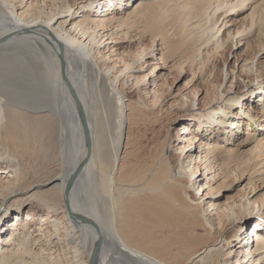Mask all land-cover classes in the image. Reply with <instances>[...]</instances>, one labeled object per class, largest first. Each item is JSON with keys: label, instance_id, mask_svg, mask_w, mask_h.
<instances>
[{"label": "bare ground", "instance_id": "6f19581e", "mask_svg": "<svg viewBox=\"0 0 264 264\" xmlns=\"http://www.w3.org/2000/svg\"><path fill=\"white\" fill-rule=\"evenodd\" d=\"M129 1L100 7L101 0H0V264H90L96 247L95 264H231L239 252L231 246L241 242L238 221L254 204L258 211L264 205V194L251 202L239 192L226 204L196 197L219 191L220 184L204 188L210 181L232 183L264 161V132L247 129L234 141L240 126L228 117L242 97L227 95L236 82L221 91L218 85L210 96L206 89L196 106L180 98L165 107L173 88L161 72L183 71L185 59L171 61L176 46L201 41L193 52L202 48L214 56L230 41L246 43L244 81L264 84V0H133L125 7ZM244 9L250 11L239 28L222 30L224 14ZM251 37L253 47L244 41ZM134 42V50H122ZM189 57L192 68L197 60ZM130 86L139 87L136 100L125 94ZM198 91L192 88V96ZM76 100L89 130L88 150ZM176 101L184 112H201L189 113L177 129V156L165 155L167 127L130 179L137 185L117 183L127 128L150 115L159 121ZM261 110L251 118L264 129ZM200 167L202 178L193 182ZM247 183L254 185L250 176ZM9 214L15 222L5 221ZM235 223L234 245L224 233ZM250 237L252 247L235 264H264V232L255 226Z\"/></svg>", "mask_w": 264, "mask_h": 264}, {"label": "rangeland", "instance_id": "374dc122", "mask_svg": "<svg viewBox=\"0 0 264 264\" xmlns=\"http://www.w3.org/2000/svg\"><path fill=\"white\" fill-rule=\"evenodd\" d=\"M109 1V0H101L100 3V7L103 5V2ZM133 0H130L129 5H125V7H130V4L132 3ZM110 3L111 2H107ZM123 7V8H125ZM119 10H122L120 7H118ZM250 11V9H244L243 11L240 12H229L227 13L225 16L223 15L222 18H220L218 24L222 21V19H224V21H226L225 26H222V30H224V28H228V30L230 29L232 30H236L237 28H239L242 25V18ZM237 13V14H236ZM233 18L237 19L236 21H233ZM232 22V23H231ZM240 24V25H239ZM227 30V29H226ZM255 34V33H251L250 35ZM254 36V35H252ZM253 37L251 38H247V39H243L245 42H249V46L253 47L254 42L251 40ZM235 40V39H234ZM242 40V41H243ZM195 41V40H194ZM193 43H197V44H192V42H190V45L184 44L181 46H176L174 48H172L173 50V56L171 58V61H175L176 59L183 61V59H185L183 62L185 64H183V71L181 73H178L177 69L174 68H169L168 70L164 69L161 70L162 74H163V79L166 81L167 84H171L172 83V88H173V95L171 97L168 98V101L165 104V107L173 102L176 99H184L185 104L186 101L189 102L190 98H192V103L195 104V106L200 102V104L202 103V100L204 98V95L206 93V89L207 91H209V95L210 94H214L217 92V88L218 85H220L219 89L220 91L222 89H224L225 87H229V85L231 83L234 84V82H236V88L233 86L232 88L229 89L228 91V95L227 97L233 96L235 94L240 95L242 98H240V100L236 101L237 103L235 105H233V114L230 115L228 117V119H230V121L232 122H237L239 124V130L237 129L236 131V135L234 138V141L238 140L239 142L241 140H243L246 137L245 134V130L247 129H253L255 128L257 133H262L264 132V129H262V125L261 122H255V120H252V115H256L258 114V109L260 110V112L262 111L261 109H264V84L263 82H261L260 80L257 79H250L247 78L246 81H244V72H241V68L240 66L244 63V56H245V45L242 46H236L235 42H230V41H226V43H224L223 47L224 48H220L218 49V51L214 54V56H210L209 54H206L204 49H200V53L198 52H193L194 50V46L196 47L197 45H199L201 43V41H195ZM138 44V43H137ZM137 44L134 43H123V46L121 47L122 50H134L137 47ZM148 43L145 42H141L139 45L140 46H144L147 45ZM156 44V42L154 43ZM227 44V45H226ZM252 45V46H251ZM249 47V48H250ZM209 48V47H208ZM190 50V51H189ZM264 50V49H263ZM262 50V51H263ZM186 51V52H185ZM154 52L157 53V55L159 54V52L156 50V45L154 47ZM189 52H191L189 54ZM196 53V54H195ZM124 54V53H123ZM169 54V53H167ZM195 55V56H194ZM201 58V62L204 63L203 65V73L200 74L198 67H199V57ZM186 56V57H185ZM189 56H193V59L197 60V64L192 67L189 68L187 66V60H189ZM198 59H197V58ZM192 58V57H191ZM207 58V59H206ZM187 59V60H186ZM203 59V60H202ZM206 59V60H205ZM149 60H155L152 57H149ZM156 61V60H155ZM259 66H261V72L264 73V54L262 56H260L259 58ZM172 63V62H170ZM146 68V67H144ZM195 68H197L195 70ZM146 70L144 69L143 72H145ZM142 72V73H143ZM140 73V74H142ZM242 74V75H240ZM200 75V78H199ZM165 76V77H164ZM163 79H158L156 78L157 82L162 81ZM196 87L199 91L198 94L196 95V97H193L191 94V90L192 88ZM162 88H165V86H163ZM263 88V89H262ZM139 87L137 88L136 86H130L125 88V94L128 98H131L133 100H136L139 96V91H138ZM226 90V89H224ZM178 92V93H177ZM180 93H187L188 96L186 97H181L178 95V97H176V94ZM236 92V93H234ZM175 95V96H174ZM188 98V99H187ZM262 98V99H261ZM242 99V101H241ZM222 100V99H221ZM219 101V105H224L225 100ZM206 101V99H205ZM216 101V100H215ZM177 102L176 101L175 105L169 110L167 111V116H163L161 117V119L159 118V121H153L152 115L149 116V119L143 118V119H139L137 120L136 124H131L128 128H127V133H126V139H125V148L123 149V159L121 161V169L119 170L118 174H114V176L116 175L117 178V183H121L124 184V187H134L137 182H133L132 178L134 177L133 175H135V172L137 171V169H139V165L141 163H143L144 159H149L154 152L157 150V148L160 146L161 141L163 140L164 135L166 134V130L167 127H170V134L168 137L169 138V143L165 146L166 148L164 149L165 155L166 156H172L175 157L177 156L176 154L177 151L175 150L176 146L182 142H178V140H176V131L177 129H179L182 125V123L185 120V118H188V114L189 113H194V114H200V110L198 108H195V110H188L186 112H184L183 110H180V108H178L177 106ZM261 108V109H260ZM203 112H208V110H205ZM263 112V111H262ZM165 115V113L163 114ZM264 117V116H263ZM204 118V117H203ZM148 120V121H147ZM236 120V121H235ZM191 121V120H190ZM193 124V122H190ZM260 123V124H258ZM224 126H229V125H224ZM261 127V128H260ZM205 130H207V127H203ZM226 128V127H225ZM261 129V130H260ZM206 132V131H205ZM209 132H207L206 134H208ZM225 137V133H223L222 138ZM258 138V137H254L252 140H250L249 142L243 143V146L240 148V151H242V149H247L249 147H251V145L254 144V140ZM235 141V142H236ZM252 142V143H251ZM250 145V146H249ZM126 149V150H125ZM186 151V150H185ZM184 151V152H185ZM183 152V154H184ZM174 154V155H173ZM263 158H261V162L262 164H259L256 166V168H254V170H257L255 172H250L251 175H245L243 176L241 179L236 180L232 183H229L231 180H227V181H223V179L221 177L216 178L213 181H210L209 184H206L204 186V188H206L207 186L214 187L216 185H221L219 188V191H216L212 189V193H210V195H204L205 192L201 195V193L197 194L196 197H202L205 198L204 200H208V199H212L214 201H216L217 203L220 204H226L228 201L236 198L235 200H237L236 194L237 193H245L244 198H249L250 201H254L256 199H260V197L262 196V194H264V182L261 181L260 179V174H264V170H260V169H264V161L262 160ZM263 165V166H262ZM261 167V168H260ZM201 169L198 171V173H196V175L192 178V180L196 177L198 178H202V167H200ZM201 171V172H200ZM251 177V182L254 185L248 184V177ZM132 179V180H130ZM196 179V180H197ZM132 181V182H131ZM204 180H202L201 182H203ZM194 182V180H193ZM200 183V181H199ZM228 183V185H227ZM226 184V185H225ZM133 185V186H132ZM137 185V184H136ZM255 186V187H254ZM210 191V189H209ZM243 191V192H241ZM196 192H198V189L194 188L191 190V194H196ZM29 207H34V204L29 203V205H27ZM250 206V204H249ZM262 208H264V205L262 206ZM259 209L260 211H258V207H257V203L254 204V211L251 212V214L247 215L246 218L242 219V221H238L239 224L241 223V229H240V245H237L236 247L231 246L233 249L239 250V252H237V254L234 253V255L231 256V264H235L236 259L243 257L248 248L252 247V239L250 237L251 231L255 226L260 227V230L264 232V220H260L258 219V213L262 214V210L263 209ZM39 211V210H38ZM11 212V211H10ZM13 213V212H11ZM9 218L5 219L6 220H12L13 218V214H9L8 215ZM262 216H264L262 214ZM259 221V223H261L259 225H256L257 222ZM16 219L14 218L12 220V222H15ZM10 224V223H9ZM238 223H235L231 226H228L225 229V233L224 236H231L234 232L235 226ZM7 225V223H5V226ZM211 231H214V228L211 229ZM248 236V237H247ZM248 241L246 242L247 238ZM244 238V239H241ZM231 242H233V244H238L237 243V238H235L234 236H231ZM248 242H250L249 244H251V246H248ZM218 247V246H217ZM250 252L247 254V257H249ZM130 263L132 264H136L133 260L128 259Z\"/></svg>", "mask_w": 264, "mask_h": 264}, {"label": "water", "instance_id": "95a60500", "mask_svg": "<svg viewBox=\"0 0 264 264\" xmlns=\"http://www.w3.org/2000/svg\"><path fill=\"white\" fill-rule=\"evenodd\" d=\"M73 93V92H72ZM74 97L76 98L75 94L73 93ZM77 99V98H76ZM76 105H77V109L79 111V115H80V120H81V123H82V127H83V133H84V138H85V144H86V147H87V150L90 148V135H89V130L87 128V124H86V120H85V115L83 113V110H82V107L80 105L79 102H77L76 100ZM85 219V218H84ZM85 220H88V219H85ZM97 248L96 247L95 249H93V253H92V260H91V263L90 264H95V259H96V256H97ZM94 261V262H93Z\"/></svg>", "mask_w": 264, "mask_h": 264}]
</instances>
